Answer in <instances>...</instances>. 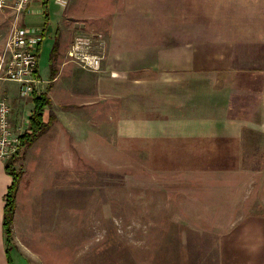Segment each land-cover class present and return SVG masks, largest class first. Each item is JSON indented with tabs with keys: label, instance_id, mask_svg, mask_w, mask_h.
<instances>
[{
	"label": "crops",
	"instance_id": "obj_1",
	"mask_svg": "<svg viewBox=\"0 0 264 264\" xmlns=\"http://www.w3.org/2000/svg\"><path fill=\"white\" fill-rule=\"evenodd\" d=\"M79 1L52 0L61 26L50 51V77H40L34 89L49 97L42 121L50 123L26 149L22 145L21 168L30 154L37 156L35 150L47 169L69 146L83 151L96 145L99 152L101 137L112 149L137 151L154 164L160 156L176 170H204L200 156L228 149V138L244 139L250 131L264 137V0H98L102 6L82 15L70 10ZM47 3L30 2L19 24L43 36L45 27L28 18L41 9L47 17ZM80 34L101 35L100 71L69 59V46ZM1 81L12 126L29 130L34 92L22 97L17 82ZM10 183L0 160V264ZM18 191L12 245L15 233H27ZM236 212L235 227L214 248L216 258L203 264H264V209Z\"/></svg>",
	"mask_w": 264,
	"mask_h": 264
},
{
	"label": "rangeland",
	"instance_id": "obj_2",
	"mask_svg": "<svg viewBox=\"0 0 264 264\" xmlns=\"http://www.w3.org/2000/svg\"><path fill=\"white\" fill-rule=\"evenodd\" d=\"M88 1L70 10L82 15L102 6ZM46 10L47 17L41 9L28 18L45 27L38 51L42 79L50 77V51L61 26L52 0ZM13 19L11 9L0 11V42ZM251 132L228 138V149L216 148L221 153L200 156L204 170H176L160 156L154 164L137 151L112 149L101 137L99 152L96 145L83 151L69 146L54 154L59 168L47 169L36 150L22 168L18 158V207L27 214V233L14 234L3 263L203 264L216 258L214 248L235 227L236 211L264 209V137Z\"/></svg>",
	"mask_w": 264,
	"mask_h": 264
},
{
	"label": "built area",
	"instance_id": "obj_3",
	"mask_svg": "<svg viewBox=\"0 0 264 264\" xmlns=\"http://www.w3.org/2000/svg\"><path fill=\"white\" fill-rule=\"evenodd\" d=\"M36 0H0V11L9 8L14 19L8 37L0 51V81L9 80L19 84L22 97L33 94L40 81L38 74V51L41 36L35 28L19 24L30 2ZM103 42L100 34H80L72 40L69 59L89 71H100ZM10 104L0 97V160L7 162L16 157L22 148L26 127L14 128L10 121Z\"/></svg>",
	"mask_w": 264,
	"mask_h": 264
},
{
	"label": "trees",
	"instance_id": "obj_4",
	"mask_svg": "<svg viewBox=\"0 0 264 264\" xmlns=\"http://www.w3.org/2000/svg\"><path fill=\"white\" fill-rule=\"evenodd\" d=\"M55 74L54 67H52L51 58V78ZM34 108L32 115L30 117L29 131L23 136L22 145L29 146L39 135H41L49 126L50 120L46 123L42 121V112L45 106L50 104L49 97L46 93L38 94L34 92L33 94ZM21 151L16 157L5 162V170L11 176V183L9 184L5 195H4V212H3V227L6 240L5 253H8V249L12 245V221L13 213L16 208V193L19 185V180L21 177V172L16 169L15 163L19 158L21 159L24 151ZM23 153V154H22Z\"/></svg>",
	"mask_w": 264,
	"mask_h": 264
}]
</instances>
